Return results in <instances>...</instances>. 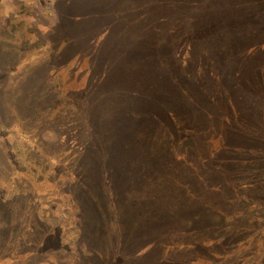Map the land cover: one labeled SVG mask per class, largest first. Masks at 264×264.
I'll list each match as a JSON object with an SVG mask.
<instances>
[{
    "label": "rangeland",
    "instance_id": "obj_1",
    "mask_svg": "<svg viewBox=\"0 0 264 264\" xmlns=\"http://www.w3.org/2000/svg\"><path fill=\"white\" fill-rule=\"evenodd\" d=\"M113 211L126 264H264V0H0V264Z\"/></svg>",
    "mask_w": 264,
    "mask_h": 264
},
{
    "label": "trees",
    "instance_id": "obj_2",
    "mask_svg": "<svg viewBox=\"0 0 264 264\" xmlns=\"http://www.w3.org/2000/svg\"><path fill=\"white\" fill-rule=\"evenodd\" d=\"M73 201V208L74 211H77V214L80 212H83L80 208V205L78 204V199H74ZM103 205V204H102ZM111 209V207L109 206ZM10 210V209H9ZM108 212V209L105 211V214ZM74 214L73 221L76 224L78 230H79V235L77 236V240H74L75 244H79V238L82 235V230H81V221L79 215ZM198 215V214H197ZM84 216V215H83ZM112 222L110 224L112 225V229H115L113 231L111 227L109 228V235L108 237L112 238V241L110 244H106L105 248H98L97 245H94L92 243H89V245H84V247H80L81 245H78L80 248H83L85 253H88V255L85 257H90V260L96 259V261H100L102 264L110 263V264H126L128 263V260H133L135 261L137 257V248H133L132 244H135V233L137 231H140L141 235L139 239L143 236V228L142 227H136L135 231L133 226L130 227L129 223V216L123 214V212H118V211H113L112 215ZM111 218H107L109 221H111ZM199 219V216L197 217ZM194 219L191 221H188V223L193 224ZM5 223V221H4ZM130 224V225H129ZM110 226V225H109ZM132 228V229H131ZM1 229V228H0ZM1 231V230H0ZM91 233H95L94 230ZM127 233V235H125ZM95 234H89V238H92ZM94 239V238H93ZM9 253V252H7ZM6 253V254H7ZM141 256V255H139ZM115 258L116 260L113 261L112 258ZM138 258V257H137ZM89 260V261H90Z\"/></svg>",
    "mask_w": 264,
    "mask_h": 264
}]
</instances>
